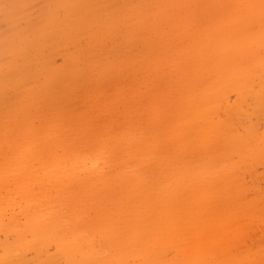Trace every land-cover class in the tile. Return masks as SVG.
<instances>
[{"label":"rangeland","instance_id":"rangeland-1","mask_svg":"<svg viewBox=\"0 0 264 264\" xmlns=\"http://www.w3.org/2000/svg\"><path fill=\"white\" fill-rule=\"evenodd\" d=\"M0 264H264V0H0Z\"/></svg>","mask_w":264,"mask_h":264},{"label":"bare ground","instance_id":"bare-ground-1","mask_svg":"<svg viewBox=\"0 0 264 264\" xmlns=\"http://www.w3.org/2000/svg\"><path fill=\"white\" fill-rule=\"evenodd\" d=\"M87 158H90V159L95 158V160L96 159L98 160L99 159V154L95 153V152H89V153H87ZM57 224L60 225L61 222H57Z\"/></svg>","mask_w":264,"mask_h":264}]
</instances>
